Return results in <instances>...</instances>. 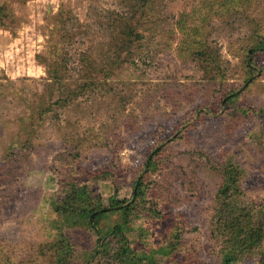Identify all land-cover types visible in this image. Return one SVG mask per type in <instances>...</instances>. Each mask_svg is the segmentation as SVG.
Masks as SVG:
<instances>
[{
	"label": "rangeland",
	"instance_id": "obj_1",
	"mask_svg": "<svg viewBox=\"0 0 264 264\" xmlns=\"http://www.w3.org/2000/svg\"><path fill=\"white\" fill-rule=\"evenodd\" d=\"M196 2L0 0V264H57L60 247L72 264H96L106 230L123 221L110 200H131L138 183L152 211L128 218V243L142 254L178 233L159 264H219L210 229L222 164L240 165L244 196L264 203V57L245 82L264 0L200 15L223 85L193 49L178 48L176 21ZM210 5L201 0L200 9ZM121 17L141 22L143 38L129 52L114 50ZM82 56L92 58L97 86L83 87ZM61 63L64 77L51 79ZM226 86L238 90L232 103L222 98ZM104 169L107 178L87 176ZM70 179L100 197V211H115L93 229L57 213L53 201ZM257 262L246 252L232 264Z\"/></svg>",
	"mask_w": 264,
	"mask_h": 264
},
{
	"label": "trees",
	"instance_id": "obj_2",
	"mask_svg": "<svg viewBox=\"0 0 264 264\" xmlns=\"http://www.w3.org/2000/svg\"><path fill=\"white\" fill-rule=\"evenodd\" d=\"M196 1V6L191 11L182 13L176 21L177 31L184 33L178 40V48L180 52H184L188 48L193 49L199 59V63L203 69L205 68L204 73L206 76L214 80L218 79L217 82L223 85L225 72L219 63L220 55L217 50L211 49V46L206 42L208 20L206 21L205 18L200 20V15L216 11L217 9L223 10L225 7L235 11L237 10V5L239 6L246 0H216V2L214 0H203L208 5L218 3L215 8V5H210L212 9L206 8L205 12L200 9L201 0ZM4 9V6L0 5V15H2ZM223 12L225 11L223 10ZM133 19L119 18L115 51L126 50V52H129L130 48L143 38V35L137 32V26L141 22L135 19V24H133ZM248 45L247 51H249V55L245 61L248 78L245 79V82L248 81L250 75L252 76L254 67L260 65L264 57V33L257 32L253 34V38ZM84 61L87 62L88 67L85 68V76L87 78L83 82V87L97 86L99 81L94 76L95 66L92 58L82 56L80 62L84 63ZM59 66L50 70L51 79L59 80L64 77L65 72H63V69L65 68L62 67L64 66L63 63ZM225 88L228 89L222 95L224 103L234 102L233 100L238 90L227 86ZM220 172L221 183L214 196L215 210L210 229L213 239L220 246L218 254L220 258L219 264H232L246 252L258 254L257 264H264V247H262V242L264 241V203L252 204L244 196L242 186L243 169L240 165L232 160H227L220 167ZM96 173L98 174L96 175ZM96 173H90L87 176H96L97 178L105 176L107 178L109 170H97ZM66 184L63 197L58 201H53L54 210L57 213H62L66 218L67 215L73 216L77 214L81 220H87L84 221L86 226L93 229L98 224V220L103 218L106 213L115 211L114 209L111 210L112 208L100 211L102 209L100 208V197H95V200L91 199L85 185L80 186L72 179L66 181ZM132 193L131 200H110V205L114 208L119 205L117 210L121 213L123 221L107 229L102 237V242L97 247V251L100 250V261H98L100 264H144L145 262L159 264L160 259L163 260L164 255L170 256L177 247L175 238H177L178 233L176 232L166 246H161L158 249L142 254H139L137 249L128 243V235L130 234L128 224L131 223L128 218L138 216L144 210L152 211L151 205L149 207L145 206L144 188L141 184L138 183V186L133 188ZM113 198L114 196L110 199ZM158 214H160V210L157 209L155 215ZM91 215L93 221L89 220ZM108 234L112 236L111 240L106 239ZM61 236L65 237V235ZM112 243H115V245ZM49 247L53 250L56 246L49 245ZM56 252L60 255V257L57 256V264H72V254L69 252L68 247H60L56 249Z\"/></svg>",
	"mask_w": 264,
	"mask_h": 264
}]
</instances>
